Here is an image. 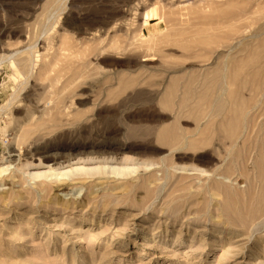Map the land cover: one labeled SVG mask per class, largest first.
Listing matches in <instances>:
<instances>
[{"label": "rangeland", "instance_id": "374dc122", "mask_svg": "<svg viewBox=\"0 0 264 264\" xmlns=\"http://www.w3.org/2000/svg\"><path fill=\"white\" fill-rule=\"evenodd\" d=\"M0 264H264V0H0Z\"/></svg>", "mask_w": 264, "mask_h": 264}]
</instances>
